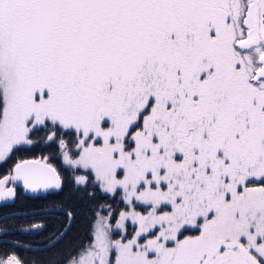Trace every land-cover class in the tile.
Masks as SVG:
<instances>
[{
  "label": "snow or ice",
  "instance_id": "obj_1",
  "mask_svg": "<svg viewBox=\"0 0 264 264\" xmlns=\"http://www.w3.org/2000/svg\"><path fill=\"white\" fill-rule=\"evenodd\" d=\"M9 161L0 201H83L31 225L86 214L46 264H264V0H0Z\"/></svg>",
  "mask_w": 264,
  "mask_h": 264
},
{
  "label": "trees",
  "instance_id": "obj_2",
  "mask_svg": "<svg viewBox=\"0 0 264 264\" xmlns=\"http://www.w3.org/2000/svg\"><path fill=\"white\" fill-rule=\"evenodd\" d=\"M57 151L58 147L56 145H52L51 147L40 145L34 150V155L35 157H39L42 154L51 156ZM18 155H22L24 158H33L32 153ZM13 163L14 161H9L7 165L0 166V178H2L5 169L10 168ZM56 163L60 164L59 158H57ZM18 193V197L14 203L4 202L0 205V218L9 214L39 213L16 215L0 221V226L6 223L8 228L6 233L0 234V259H6L8 256L15 254L24 264H33V261H36L37 264H46L50 258L55 257L64 250L70 242L83 237L87 233L89 225L86 220V214H81L78 216L77 223L73 226L72 231L55 246L41 250L21 248L18 245L33 249L43 248L48 245L46 237L52 230V224H49L48 231H39L37 233L26 232L22 229L29 230L33 223H44L45 220H48L51 212L42 211L55 210L53 208V201L57 203L67 201L69 204L80 209L84 208V204L77 195L70 191L69 186H66L63 192L47 195L46 198H36L34 194L27 193L19 187Z\"/></svg>",
  "mask_w": 264,
  "mask_h": 264
},
{
  "label": "water",
  "instance_id": "obj_3",
  "mask_svg": "<svg viewBox=\"0 0 264 264\" xmlns=\"http://www.w3.org/2000/svg\"><path fill=\"white\" fill-rule=\"evenodd\" d=\"M20 187H22L23 188V185L22 184H20L19 185ZM27 192V191H26ZM51 211H54V210H45V211H42V212H51ZM36 213H39V212H32V213H21V214H9V215H5V216H3V217H1L0 218V221H2V220H5V219H7V218H9V217H12V216H16V215H28V214H36ZM17 245V244H16ZM18 246H20L21 248H26V249H28V250H41V249H46V248H49V247H52V245H47V246H45V247H43V248H38V249H33V248H29V247H24V246H22V245H18Z\"/></svg>",
  "mask_w": 264,
  "mask_h": 264
},
{
  "label": "rangeland",
  "instance_id": "obj_4",
  "mask_svg": "<svg viewBox=\"0 0 264 264\" xmlns=\"http://www.w3.org/2000/svg\"><path fill=\"white\" fill-rule=\"evenodd\" d=\"M59 160H60V163H62V158H59ZM9 186H12V185L10 184ZM3 202H5V201H3ZM27 231H29V232H31V233H37V232H39L38 230H36V229H32V228H30V229L27 230ZM27 231H26V232H27ZM10 256H11V255H10ZM7 258H8V257H7ZM7 258H6V259H7ZM6 259H5V260H6Z\"/></svg>",
  "mask_w": 264,
  "mask_h": 264
},
{
  "label": "flooded vegetation",
  "instance_id": "obj_5",
  "mask_svg": "<svg viewBox=\"0 0 264 264\" xmlns=\"http://www.w3.org/2000/svg\"><path fill=\"white\" fill-rule=\"evenodd\" d=\"M3 202V201H0V203Z\"/></svg>",
  "mask_w": 264,
  "mask_h": 264
}]
</instances>
